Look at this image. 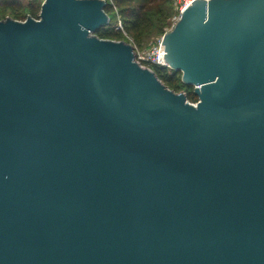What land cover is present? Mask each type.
<instances>
[{"label":"water","instance_id":"1","mask_svg":"<svg viewBox=\"0 0 264 264\" xmlns=\"http://www.w3.org/2000/svg\"><path fill=\"white\" fill-rule=\"evenodd\" d=\"M106 0L0 20V264H264V0H193L160 57Z\"/></svg>","mask_w":264,"mask_h":264},{"label":"trees","instance_id":"2","mask_svg":"<svg viewBox=\"0 0 264 264\" xmlns=\"http://www.w3.org/2000/svg\"><path fill=\"white\" fill-rule=\"evenodd\" d=\"M110 23L96 32L100 38L133 41L141 44L158 27L164 34L170 24L172 0H106ZM41 2L35 0H0V20L12 17L25 20L29 15L38 18ZM121 22L123 29L117 28ZM169 88L184 91L191 102H197L194 86L185 84L182 72L169 67L151 65Z\"/></svg>","mask_w":264,"mask_h":264},{"label":"built area","instance_id":"3","mask_svg":"<svg viewBox=\"0 0 264 264\" xmlns=\"http://www.w3.org/2000/svg\"><path fill=\"white\" fill-rule=\"evenodd\" d=\"M35 1L41 2V5H42L44 0H35ZM192 1L185 2L184 5L180 8V11H179L180 14L175 19V22H174L173 26L179 20V18L181 16V13H182V10L187 5H190L192 3ZM119 23H120L119 24V28L123 29V26H122L121 22H119ZM162 39H163V36H162L160 42L158 43V46H156L152 51L140 50L138 48H135L137 61L140 62L143 66L150 67V68H151V65H157V66H160V67H169L167 62L165 61V59L160 57ZM194 103H196V102H194Z\"/></svg>","mask_w":264,"mask_h":264},{"label":"rangeland","instance_id":"4","mask_svg":"<svg viewBox=\"0 0 264 264\" xmlns=\"http://www.w3.org/2000/svg\"><path fill=\"white\" fill-rule=\"evenodd\" d=\"M192 1V0H172L173 8L170 11V24L166 27L168 32L170 29H172L173 24L175 22V19L179 16L180 8L184 5L185 2ZM118 23V27L119 28ZM159 28H156V31L152 33L149 37H147L143 43L138 44L134 43L133 41L129 40L128 42L132 43L135 48H138L140 50H146V51H152L156 46H158V43L160 42L162 36V32L158 31Z\"/></svg>","mask_w":264,"mask_h":264}]
</instances>
